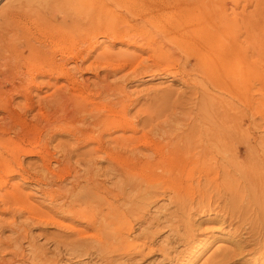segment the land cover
<instances>
[{"label": "rangeland", "instance_id": "374dc122", "mask_svg": "<svg viewBox=\"0 0 264 264\" xmlns=\"http://www.w3.org/2000/svg\"><path fill=\"white\" fill-rule=\"evenodd\" d=\"M0 9H2V11H0V34L2 33L3 29L7 32V34L5 35L6 41H0V59H2L0 60V168L3 169V167L5 166L4 164H6L7 162L9 166H12L13 168L17 167L16 165H19L23 170H25H21L13 174V176H11V178L9 179L11 180V182H9H14L12 184H19L22 196L26 197L30 194V202H32L37 207L39 206V209L44 207L40 210L45 212L46 215L48 213H51V209L49 210V208L51 207L52 203L61 202V195L69 188L70 183H72V181L69 182V180H74V177L72 178L71 175L75 171H78L77 173L75 172L74 176L76 175L77 180L79 179L78 182L80 183V185L82 182V191H84L86 185H91L92 182L97 184L98 182H100V189L102 187H104L105 189L107 188L106 190H110L112 193L114 192L113 194L117 196H112L113 199L109 198L112 201V206L114 204L116 205L117 201V204L120 205V194L118 195V193H120V185L122 183V177H120L121 174L118 172L120 166L117 164H112L114 166L113 168L112 165L106 164V160L103 161L102 158H98V154H100V152L97 154H91L92 156L90 154H85V156L83 155V152L86 151L89 146L91 148V144L93 145L92 147L98 145L101 148L103 146H100V144H107V150H109L110 147V150L113 151V153L111 152L112 154L118 153L119 148L114 146L115 144L113 142L110 143L109 140H107L106 142V139L109 137H115L119 132L121 133L119 127L121 128L125 124L130 123H133L135 125L137 122L136 120L141 121L143 118L149 119L150 117L151 121H148L146 127H142L140 126V124L137 126V136H142L145 132V135H148L151 138L154 137V139L157 138L158 134L156 133V130L150 131L149 128L151 127L150 125L153 126L158 122L162 126H166L170 122L169 124L172 125L174 131L175 129H177L176 131L181 130V128H183V124L182 122H180V119L184 117L189 119L192 117L188 114H192L194 111L192 107L194 102L192 103V99L196 101V98L192 91L200 89L201 86L200 84H198V82L202 84L207 83L205 85H209L208 88L211 89V91L210 89L209 91L213 92L212 94L214 96H219V98L218 96H216L215 101L220 102L221 100V102L223 103V111L221 113H225L228 116L230 122L233 121L232 119L237 121L243 119L244 125H246L245 127H248L250 126L249 124L251 122V119L255 116V121L257 122L258 126L257 131H259V133L260 131L264 132V0H0ZM191 14L199 15V19L206 20L210 23L211 27H208V29L210 32L218 34L221 51H223L225 54L227 67L224 69L225 72L219 75V80L215 81V86H213L209 79L205 77L203 70L198 65L199 55L197 54V51L202 49V43L197 38V34L193 31H190L191 34L189 35L191 40L195 41V46L194 48L193 46H191L190 49H187L184 47V45L181 46L182 44H180L178 41L168 37L172 34L171 32H173L174 25L171 24V26H169V21L163 23L164 21H167V19L171 22H174L173 19L176 18L174 28H177V26H180L181 28L183 22L182 19L186 16L190 17ZM181 16H183V18ZM147 18H151V20L157 19V24L164 25L159 28L154 27L155 25L153 26L148 21L146 22ZM159 21L163 22L160 23ZM148 28V32L150 33V35H153V37H155V40L153 42L157 46L156 48H158V50L160 48L162 49L160 57L155 54L157 52L156 49L153 50V52L148 48L145 49V36L141 34H143V30H147ZM167 29L168 31H172L168 32L166 31ZM114 32H122L119 33L121 35V38L133 43V46L126 45L125 42H122L120 39L116 38V35H113ZM168 33L171 34L168 35ZM156 41L158 42V44L156 43ZM105 48L107 52L112 51V55H107L106 52H101L104 51ZM3 50H5L6 53L3 52ZM71 51L76 56L72 54ZM100 52L104 54L102 55ZM113 54L116 56H114ZM122 54L123 56L126 55L125 59L121 57ZM138 61L140 62L138 63ZM59 63H63V66ZM107 63H109L110 67H108L107 65V67L103 66ZM121 63L123 64V68L122 66H120L122 65ZM58 66L60 68H63L60 69ZM128 69L130 70L128 71ZM61 70L64 71L62 72ZM107 70L110 72V75L108 74L109 72ZM192 70L193 72H191ZM105 71H107V74H105ZM58 72L61 75H57ZM227 74L230 76L229 80ZM33 76H35V79ZM196 79L199 80L197 81ZM205 79H207L208 82L207 80L205 81ZM105 81L106 84L108 83L107 86L105 84ZM81 82L82 84H80ZM102 85H104V88ZM81 86L84 88L83 90ZM79 87L85 94L84 96L89 97V99L88 97L86 98L87 101L86 103H84L87 106L89 104V106L87 107L82 104L83 109L75 110V108L78 109L81 107V104H79L81 100H78L81 96L75 93V91L79 89ZM110 87L111 89H113V92ZM241 87L242 89H240ZM108 88L111 92L108 91ZM101 89L103 91H106L105 93L108 94L106 95ZM116 90H118L119 92ZM66 93L67 95H65ZM109 93L111 94L109 95ZM73 96L78 97L77 100L79 102L76 100V97ZM106 96L108 97L105 98ZM95 98L97 101L95 100ZM190 98L192 101H189ZM223 98L226 101L223 102ZM92 101H95L93 102L94 105L92 104ZM225 102L226 104H224ZM29 103H31L32 106H30ZM77 103L79 104V106ZM104 103L106 104V106H104ZM76 104L78 108L77 106H75ZM90 104H92L93 106H91ZM98 106L100 108H98ZM127 106L130 107V109L127 108ZM190 107H192L191 110ZM124 108H126V112ZM107 109L109 110V112ZM115 110H117L118 113ZM242 111L245 112L242 113ZM88 112L90 117L88 115ZM239 112L242 115H237ZM124 113L127 114L126 116L128 118H125ZM185 113H188L187 116L185 115ZM104 114H106V116ZM244 115L246 116L245 119ZM251 115L253 117H250ZM91 117L95 118V120H93ZM79 118L81 119V121H79ZM100 118H102V120ZM119 118L120 121L118 120ZM123 118H125L127 121ZM128 119L131 120L129 121ZM98 121L100 123H98ZM116 123H119L120 125ZM96 124H98L99 127ZM69 125L73 128H70ZM82 126L87 127L82 128ZM78 129L80 130L78 131ZM83 129L85 130L83 131ZM249 129H246L247 133H252L254 131L253 127H250ZM91 130L95 132L91 133ZM117 130L120 131L117 132ZM73 132L75 134H73ZM148 132L150 134H148ZM109 133H111V135H109ZM141 133L143 134L141 135ZM76 134H78V137L74 139ZM92 134H94L93 136H95L96 138L93 137ZM81 136L85 140H83ZM106 136L109 137L106 138ZM88 137L92 138L91 141ZM102 139H105L106 144L105 142H102L104 141ZM165 139L167 138L162 139V141L166 142ZM72 140L75 141L76 144ZM80 141L81 143L83 142L81 144L82 146L79 145L80 143L78 144V142ZM89 141L90 143H88ZM77 144L79 148L81 147L80 149L77 148ZM112 144H114L113 148L112 146H110ZM23 147L24 149H27V153L25 152L26 149H22ZM71 147L72 154L70 152ZM20 148L22 149V151ZM114 148L118 150V152H115ZM243 148L244 147H241L240 150L242 153L244 152ZM68 149L70 150V153H67ZM18 150L23 153L19 152ZM73 150L77 152H75L74 155ZM78 152L81 154V156ZM103 154L104 153L99 156H103ZM136 154L138 155L139 153ZM140 155L141 154H139V156ZM45 156H49L50 158L46 157V159H48L46 160ZM77 156L79 160H76ZM88 157L90 158V161ZM13 158L14 161L10 160ZM172 159L167 160L170 162V160ZM80 160L83 161L81 162ZM78 161H80V163ZM168 161H164V163L161 162L157 165H152L149 167L143 166L140 168L138 165L134 164L125 165V167L127 166L126 171L132 173L130 177L132 178V176L134 175L137 176L135 180L138 181L136 182L137 184L139 183V187L131 191V195H134V192L137 193V191H139L140 189L145 188L147 186L149 178H152L157 180L158 182H161L162 186H169V184H172L170 186H178L176 188L180 191L181 194L183 193V195L185 194L189 196L190 194H192L195 198H197L198 195L204 192L205 195L204 193L203 195L206 198V201L208 199L211 200L212 198L214 200H212L213 203L217 202L216 197L222 189L218 184L219 179L216 178V172L213 164L208 165V163L206 162H201L198 163V165H195L192 162H184L183 165L180 160L178 162L177 160H173L174 162H176L174 163L173 161H171V165L173 166H170V163ZM41 162H43V164L45 162L48 166V170L45 173L46 176L44 172H39L36 169L38 164H42ZM94 163L95 165H97L98 169H93V167L95 166ZM175 164L178 167L181 166L179 167L180 172H177L178 168ZM87 165L89 167H87ZM40 166L41 165L37 167L38 170ZM107 166H109L108 170ZM153 166H158L159 168H154ZM32 167H34L35 170ZM89 168L90 170H88ZM49 169L53 170L50 171ZM90 171L95 174L94 177L93 174L90 173ZM140 171H142V174ZM21 172L24 174H22ZM205 172L208 174L210 172V175L206 174L209 177H206L205 175L203 176V178H201L200 174H203ZM141 176L144 177L143 180ZM88 179H90V181ZM83 182L87 184H84L83 186ZM77 188L78 189H75V191L78 192L81 188ZM46 189L47 196L45 197L44 192H46ZM40 190L43 191L41 192ZM37 195L39 197H37ZM41 196H43L44 198ZM51 199H53L54 202H52ZM43 200L46 205L43 204ZM113 200L115 201V203H113ZM104 202L105 201H103L99 205H96V203L93 202V204L96 206L92 205V203L89 202V205L87 204L88 206H82L83 208H85L84 210L86 212L89 211V213L92 214L93 217V214H97L96 212L98 210V207L100 208L101 205L103 211L109 209V206H107L108 204L106 205V203ZM166 202V199H161L156 203V206L165 204ZM122 207L120 205L118 210H121ZM0 208L2 207L0 206ZM153 208L155 207L151 206L149 211H152ZM46 209H48L49 211H47ZM90 210H92L93 213ZM134 213H131L130 219L132 220L129 221L131 224H133V227L137 225V223H133L132 221L138 216V213H136V211ZM21 214L22 213H20V215ZM213 214V212H207L204 213V215L194 214V226H196L197 231L203 230L209 226H214L211 223H200L203 220L202 218H213L215 216V214ZM4 215L8 218L5 221L0 219V242L7 241L10 242V245L3 247L4 249L0 248V257L3 253L5 256H11L15 255L13 250H15L16 253V251L20 252L24 249V257L28 256L26 258H29L31 255V249L29 248H31L32 245L28 246V244L35 242L32 244H35L34 246H38L42 250L43 247H45L44 250H46V254L50 257L51 253L56 250L59 262L58 264H93V262L99 264V261L97 260L94 253L88 252V254H81L78 251L73 250L70 245H59L60 249L58 248V246H55L52 239H54L55 234L62 233L64 231H59L53 225H51L50 222H41L40 224V222L37 223V221H26L23 215H15L16 218H14V222L12 221L13 224L11 223V226L10 222L8 223L11 218L10 214L5 213ZM23 219L24 221H22ZM19 220H21V222ZM4 222L6 226L4 225L3 227L2 224ZM18 222L21 223L20 225H24L28 229V231L27 229L24 231L22 230L26 233H22L19 231L20 228L17 227L19 225ZM32 222L33 224H31ZM15 225L17 226L15 227ZM24 226L23 229H25ZM137 227H134L136 232L139 230V227ZM86 231L87 233H94L95 230L86 229ZM19 232L20 235L18 234ZM166 233H160L158 237L155 238V243H159L158 238H163ZM215 234L218 236H225V234H222L220 232H215ZM14 235L18 237V243H20L21 245L10 241L11 238L13 239L16 237ZM24 235H26L27 237ZM72 236L73 235H71V237ZM23 237L27 238H25L26 241ZM28 240L30 241L29 243H27ZM219 244H224V246L222 245V248L227 245V243L225 245V243H221V241L212 242L210 244V247H208L204 251H200V253L197 255L198 257H195V255H193L195 258L191 256L192 260L195 259L194 261L191 260V264H206L205 258H207V256H210L211 252L216 249V246L220 247ZM173 245L176 247V251L183 250L182 248H184L181 243L179 245L173 243ZM54 246L58 250L54 249ZM50 250L51 252H48ZM6 251L8 254H5ZM28 251H30V254L28 253ZM58 251L60 253H58ZM59 254H61V256ZM14 257L18 258L20 256H18L17 254V256ZM247 257H249L250 259ZM253 257L254 255L251 254L244 255L242 257L243 259H239V261L237 260L236 262L231 264H251V262H253L255 258ZM158 258V254H152L151 256L146 257L144 260H142L139 264H154V262H157ZM253 264L256 263L253 262Z\"/></svg>", "mask_w": 264, "mask_h": 264}, {"label": "bare ground", "instance_id": "6f19581e", "mask_svg": "<svg viewBox=\"0 0 264 264\" xmlns=\"http://www.w3.org/2000/svg\"><path fill=\"white\" fill-rule=\"evenodd\" d=\"M0 11H2V9H0ZM191 16H192V18H191ZM191 16L190 17L186 16L184 18H183V16H181L183 18L182 19L183 22L181 21L182 22L181 28H180V26H177V28H174L176 18L173 19L174 22L173 21L171 22L168 19H167V21H164V22L161 21V22L166 23L169 21L168 22L169 26H171V24L174 25L173 26V32H171L172 34L168 33V35L171 34L168 37L178 41L180 44H182L181 46L184 45V47L187 49H190L191 46H193V48H194V46H195V41L191 40V38H190V35H189V34H191L190 31H193L197 34V38L202 43V45H201L202 49L201 50L198 49L199 51H197V54L199 55L198 65L203 70L205 77H207L209 79V81L213 84V86H215V84H214L215 81L219 80V75L224 73L225 72L224 69L227 67V61L225 58V54L223 51H221V47L219 45L220 40L218 38V34L212 33L208 29V27L209 28L211 27L210 23L207 22L206 20L199 19V15L191 14ZM151 18H147L146 22L148 21L151 25H153V26L155 25L154 27L159 28V27H162L164 25V24L163 25L157 24L156 21H158V20L157 19L151 20ZM8 27H10V26H8ZM148 30H149V28L147 30H143V34H141V35L145 36V42L143 41L146 45L145 49L148 48L152 52H153V50L156 49L157 52L155 54H157L158 57H160V55H161L160 53L162 52L161 51L162 49L160 48L158 50V48H156L157 46L153 42L155 40L154 39L155 37H153V35L151 36L150 33L148 32ZM161 30H163V29H161ZM166 31H168V29ZM170 31H172V30H170ZM170 31H168V32H170ZM140 32H142V31H140ZM193 32H192V34H193ZM115 33H117V32H114L113 35H116V38L120 39L122 42H125L126 45H132L133 46V43L128 42V40H126V39L123 40L121 38V35L119 33H122V32H118L117 34H115ZM125 33H127V32H125ZM6 34H7V32L3 29L2 33L0 34V41L1 42H3L5 40ZM142 39H144V38H142ZM10 40H12V39H10ZM16 41H18V40H16ZM157 41H156V43L158 44ZM7 42H9V41H7ZM133 42H136V41H133ZM39 43H41V42H39ZM97 44H98V42H97ZM3 52H5V50H3ZM101 52H106L107 55H109V54L112 55V53H111L112 51H110V52L108 51L109 52L108 53L106 51V48L104 51H101ZM71 53H72V51H71ZM72 54H74V53H72ZM128 55H130V54H128ZM114 56H116V55H114ZM125 56H123V54H122L121 57H123L125 59ZM127 58H128V56H127ZM0 60H2V59H0ZM139 62L140 61H138V63ZM62 64L63 63H61L60 65H62ZM106 65L108 67H110L109 63H107L103 66L105 67ZM118 66H119V64H118ZM120 66H122V68H123V64ZM193 66H194V64H193ZM104 67H102V68H104ZM146 67H145V69H146ZM190 67H192V66H190ZM61 68H63V67H61ZM60 69H58V70H60ZM130 69H132V68H130ZM130 69H128V71ZM107 71H105L106 72L105 74H107ZM154 71H155V69H154ZM187 71H190V70H187ZM248 71H251V70H248ZM191 72H193V70ZM59 74L60 73L58 72L57 75H59ZM108 74L110 75V72ZM198 75H196V76H198ZM106 76H108V75H106ZM33 77L35 79V76H33ZM229 77L230 76L228 75V80H229ZM206 80L207 79H205V81ZM207 82H208V80H207ZM188 83H190V82H188ZM249 83H251V82H249ZM80 84H82V82ZM105 84H106V81H105ZM107 84H106V86H107ZM198 84H200V86H201L200 89L198 88L199 90L196 89V90L192 91V93L195 95L196 101H194V99H192L193 100L192 101L191 98L189 100V101H192V103L194 102L192 105V107L194 109V111L192 110L193 113L192 114L187 113L188 115H191L192 117L189 119L186 117L180 119V122H182V124H183V128H181V125H180L181 130L178 129L179 131H176L177 129H175V131H174L172 125L169 124L170 122L166 126H162L158 122V123H155L153 126L150 125L151 127L149 128L150 131L156 130V133L159 135V136L157 135V138H155V139H154V137L151 138L148 135H145V132H144V134L141 133V135L142 134L143 135L142 136L139 135L140 136L139 137L136 134L138 132L137 126L140 124V126L146 127L148 124V121L149 120L151 121L150 117H149V119L143 118L141 121L136 120L137 122L135 125L133 123H130V124H125L121 128L119 127V129L121 130V133L119 132L120 130L119 131L117 130V132H119V133L116 134V136L114 134L115 137L106 136V138L109 137L107 139L105 138L106 142H107V140H109L110 143L113 142L115 144V145L114 144L110 145V146H112V148H113V145L116 146L117 148H119L118 149L119 152H118V150H116L114 148L115 152L117 151L118 153L112 154L113 151L110 150V147H109V150L106 149L107 144L105 142V139H102V140H104L102 142L103 143L105 142L106 145L100 144V146H103L102 148L99 147L98 145L95 147H92L93 145L91 144V148L89 146V148H87L86 151L83 152V155H85V154H87V155L88 154H90V155L91 154H97L100 152V154H98V158H102L103 161L106 160L107 161L106 164H108V165L109 164L110 165L117 164L120 166L119 171L118 170L117 171L121 174V176L119 174L118 175L120 177H122L121 178L122 181L120 180L122 182L120 185V193H118V195L120 194V197L118 196L120 198L119 204L121 205V207L123 206L121 210H118V208L120 206L117 204L118 201H117L116 205L114 204L112 206V201L110 200V199H113V197H117V196L115 194H113L114 192L112 193L110 190H106L107 188L105 189L104 187H102L100 189V187H99L100 182H98V184L92 182L91 185H86L87 183L85 184L83 182V186L85 184L86 187H85L84 191H82V182L80 185V183L78 182L79 179L77 180L76 175L74 176V174L76 172L75 171L71 175L72 178L74 177V180H69V182L72 181V183H70L69 188L66 191H64V193L62 195L60 193L61 202L52 203L51 207L49 208V210L51 209L50 210L51 213H48L46 215L45 212L40 210L44 207L39 209L38 208L39 206L37 207L32 202H30L31 201V199H30L31 197L29 196L30 194L26 197L22 196V192L20 191L19 184H17V183L12 184L14 182L10 183L11 180H9V179L11 178V176H13V174H15L21 170L22 171H25V170H23L21 168V166L16 165V163H15V165L17 167L13 168L12 166H9V164L6 162V164H4L5 166L3 167V169L0 168V171H1V174H0V206L2 207V208H0V219L5 221L8 218V217H5V215H4L6 213V214H10V216L12 218V219L10 218V220L8 221V223L10 222V224L11 223L13 224L14 218H16L15 215H19V216L23 215V217L26 221L27 220L28 221L29 220L37 221V223L40 222V224H41V222H50V224L53 225L59 231H64L62 233L56 232L57 234H55L54 239H52L55 246H58V248H59V245H62V246L70 245L71 248H73V250L78 251L81 254H88V252L94 253L97 260L99 261L98 262L99 264H139L142 260H144L146 257L151 256L152 254H158L159 255L157 262H154V264H191V260H192L191 256L195 255V257H196L200 253V251L206 250L208 247H210V244L214 241H221V243H225V245L227 243L228 247L226 245L224 248H222L224 246V244H219L220 247L216 246V249L211 252L210 256H207V258H205L206 264H231V263L236 262L237 260L239 261V259H243L242 257L244 255H249V254L254 255L255 258L253 257L254 258L253 262H255L256 264H264V132L260 131V133H259V131H257L258 130L257 122L255 121V116L253 117L252 115L250 117H253V118L251 119L250 124L248 122V124L250 125V126L247 125L248 127H245L246 125H244L243 119L238 120V121L232 119L233 121L230 122L228 119V116L225 113H221L223 111V103L221 102V100H220V102L215 101L216 96H218V95L214 96L212 94L213 92H210L211 89L208 88L209 85H205L207 83L202 84V83L198 82ZM113 85H112V87H113ZM102 86L104 88V85H102ZM210 86H212V85H210ZM83 89L84 88L82 87V90ZM110 89H111V87H110ZM209 89H210V91H209ZM213 89H214V87H213ZM240 89H242V87ZM82 90L79 87V89H77L75 91L76 94L81 96L78 99L79 101L81 100V102H79L77 100L78 97L73 96V97H76V100L79 102V104H81L80 105L81 107H82V104L86 103V101H87L86 98L88 97V96L87 97L84 96L85 94L83 93ZM111 90L113 92V89H111ZM102 91H99V92H102ZM108 91H110L109 88H108ZM116 91H118V90H116ZM103 92L105 93L106 91H103ZM15 93H12V94H15ZM110 94L111 93H109V95ZM65 95H67V93ZM69 95H70V93H69ZM108 96H106L105 98H107ZM8 97H10V96H8ZM218 98H219V96H218ZM88 99H89V97H88ZM253 99H255V98H253ZM95 100H96V98H95ZM101 101H102V99H101ZM224 101H226V100H224V98H223V102ZM93 102H95V101H92V104H93ZM98 102H100V101H98ZM29 104H30V106H32L31 103H29ZM77 104L75 106H77ZM79 104H78V106H79ZM92 104H90V105L93 106L94 104L93 105ZM224 104H226V102ZM36 105H37V103H36ZM129 105H130V103H129ZM132 105H131V107H132ZM78 106H77V108H78ZM85 106H87V105H85ZM88 106H89V104H88ZM104 106H106L105 103H104ZM128 106H127V108L130 109V107H128ZM26 107H27V105H26ZM63 107H64V105H63ZM81 107L78 109L75 108V110L83 109V107L82 108ZM123 107H125V106H123ZM192 107H190V110ZM98 108H100V107L98 106ZM102 108H106V107H102ZM108 109H110V108H108ZM125 109L126 108H124V110ZM185 109H188V108H185ZM101 110H104V109H101ZM115 111L117 112V110H115ZM108 112H109V110H108ZM125 112H126V110H125ZM240 112L238 114L237 113L236 114L239 115V114H241ZM244 112L245 111H242V113H244ZM96 113H98V112H96ZM113 113H115V112H113ZM106 114H104V115L106 116ZM187 114L185 113L186 116H187ZM88 115H89V112H88ZM101 115H103V114H101ZM116 115H118V114H116ZM124 115H125V118H128L126 116L127 115L126 113H124ZM76 117H78V116H76ZM89 117H90V115H89ZM125 118H123V119H125ZM241 118H243V117H241ZM245 118H246V116L244 115V119ZM92 119L95 120V118H92ZM100 119L102 120V118H100ZM118 120L120 121V118ZM128 120L130 121L131 119H128ZM79 121H81V119ZM121 121H122V119H121ZM129 121H128V123H129ZM157 121H159V120H157ZM165 121H166V119H165ZM89 123H88V125H89ZM98 123H100V122L98 121ZM119 123H116V124H119ZM122 123H123V121H122ZM86 124H87V122H86ZM96 125L99 127L98 124H96ZM102 125H104V124H102ZM61 126H62V124H61ZM65 126H67V125H65ZM86 127L82 126V128H86ZM92 127H91V129H92ZM100 127H101V125H100ZM250 127H253L254 131L252 133H247L246 129L247 128L249 129ZM70 128H73V127L70 126ZM138 129H140V128H138ZM60 130H61V128H60ZM79 130L80 129H78V131ZM84 130L85 129H83V131ZM101 130H103V129H101ZM92 132L94 133L95 131L91 130V133ZM149 132H148V134H150ZM77 133H79V132H77ZM73 134H75V133L73 132ZM104 134H102V135H104ZM76 135H75L74 139H76V137H78V134H76ZM93 135L94 134H92V136ZM109 135H111V133H109ZM117 135H119V136H117ZM151 135H153V134H151ZM93 137H95V136H93ZM79 138H80V136H79ZM88 138H90V137H88ZM164 138H167V139H165L166 142L162 141V139H164ZM91 139L92 138H90V141H91ZM83 140H85V139L83 138ZM90 141L88 143H90ZM99 141H101V140H99ZM73 142L76 144L75 141H73ZM109 142H108V144H109ZM82 143H81V141L78 142V144L80 146H82L81 145ZM73 144H72V147H73ZM78 144H77V146H78ZM97 144H98V141H97ZM241 144H243V145H241ZM72 147L70 149L71 151L68 149L67 153L71 152V154H72ZM74 147H75V145H74ZM241 147H244L243 153L240 151ZM77 148H79V146ZM22 149L25 150L26 148L24 149V147H23ZM22 149H21V151H22ZM73 149H76V148H73ZM21 151H19V152H21ZM26 151H27V149L25 150V152ZM75 152L76 151L73 152V155ZM21 153H23V152H21ZM102 153H104L103 156H99ZM136 153H139L141 155L139 156V154L137 155ZM43 154H45V153H43ZM17 155H18V152H17ZM76 155H78V154H76ZM49 156H45V159H46V157H48V158L51 157V156L50 157ZM80 156H81V154H80ZM85 156H83V157H85ZM41 157H42V155H41ZM142 157H145V158H142ZM16 159H17V156H16ZM77 159H78V156H77L76 160ZM81 159H83V158H81ZM88 159L90 161L89 157H88ZM167 159H172V160H170V162H169ZM10 160L14 161V158L10 159ZM42 160H43V158H42ZM46 160H48V159H46ZM51 160H52V158H51ZM173 160H177V162L180 160L182 164L184 162L185 163L192 162L195 165H198V163H201V162H206V163H208V165L213 164L214 168H215V172H216V178L219 179L218 184L222 189L216 197L217 202L213 203L214 200L212 198H211V200L208 199L206 201V198L204 197L205 193L202 191H201L202 194L198 195L197 198H195L192 194H190L189 196H187L185 194L183 195V193L181 194L180 191L176 188L178 186H176V185L170 186L172 184H169V186L168 185L162 186L161 182H158L157 180L152 179V178H149V181H148L147 186L145 188L140 189L139 191H137V193L134 192V195H131V191H133L137 187H139V183L137 184L136 182H138V181L135 180L137 178V176L134 175V176H132V178L130 177L132 173H130L129 171H126L127 166L125 167V165L134 164V165H138L140 168L143 166L149 167L152 165H157L161 162L164 163V161H168L170 163V166H173V165H171L172 164L171 161H173ZM80 161H78V162L80 163ZM96 161H97V159H96ZM15 162H16V160H15ZM87 162H88V160H87ZM41 163L42 164H38V166L41 165L39 167V170L37 168L38 166L37 167L35 166V167H36L37 171H39V172L42 171L45 174L46 171L48 170V166L45 162H44V164H43V162H41ZM169 163H167V164H169ZM10 164H11V162H10ZM89 165H90V163H89ZM94 165H95V163H94ZM79 166H80V164H79ZM95 166L93 167V169L94 168L98 169L97 165H95ZM0 167H1V165H0ZM30 167H31V165H30ZM87 167H89V166L87 165ZM107 167H108L107 168V170H108L109 166H107ZM157 167L158 166H156L154 168H157ZM179 167H181V166H179ZM179 167L177 166V168H178L177 172H180ZM32 168H34V167H32ZM49 168H50V166H49ZM113 168H114V166H113ZM34 170H35V168H34ZM51 170H53V169H51ZM88 170H90V168ZM180 170H181V168H180ZM95 171H97V170H95ZM140 172L142 174V171H140ZM210 172H209V174L206 172L203 174H200V177L203 178V176H205L206 174L210 175ZM69 173H70V171H69ZM90 173H92V172L90 171ZM22 174H24V173H22ZM94 175L95 174H93V177H94ZM208 175H206V177ZM45 176H46V174H45ZM141 177L143 180L144 177L143 176H141ZM78 178H79V176H78ZM82 178H83V176H82ZM92 179H91V181H92ZM198 179H199V177H198ZM34 180H35V178H34ZM88 180L90 181V179H88ZM138 180H139V178H138ZM48 183H50V182H48ZM119 183H118V185H119ZM143 184H146V183H143ZM77 187L81 188L78 192L75 191V189L76 190L78 189ZM217 188H218V186H217ZM47 189H46V192H44L45 197L47 196L46 195ZM40 191L42 192L43 190H40ZM203 193H204V195H203ZM48 196H49V193H48ZM37 197H39V196L37 195ZM41 197H43V196H41ZM161 199H166L167 202L165 204H160V205L156 206V203L158 201H160ZM51 200H52V202H54L53 199H51ZM51 200H49V201H51ZM101 201L102 202L105 201L104 203H106V205L108 204L107 206H109L110 210L108 209V210L103 211L101 208L102 207V205H101L100 208L98 207L97 212L95 211L97 214L94 215L95 214L94 213L93 217H92V214H90L89 211L86 212L84 210L85 208H83V206H82V205H87V204L89 205V202H91L92 205H94L93 202H95L96 205H99L100 203H102ZM211 201L213 204L211 203ZM43 202H44V200H43ZM113 203H115V201ZM41 204H42V202H41ZM43 204H45V202ZM96 205H94V206H96ZM151 206H154L155 208H153L152 211H149ZM46 210L49 211L48 209H46ZM95 210H96V208H95ZM90 211H92V210H90ZM135 211H136V213H138V216L135 219L134 215H133L134 220L132 222L137 223V225L139 227V230L137 232L134 228L135 226L137 227V225H135L133 227V224H131L129 222L132 220V219H130L131 213H134ZM207 212H213L215 214V216L213 218H209V219L202 218L203 220L200 223H211L214 226H209L203 230L197 231L196 226H194L195 225L194 224V218H193L194 214L204 215V213H207ZM20 213H22V214L20 215ZM92 213H93V211H92ZM129 215H130V217H129ZM24 219L22 221H24ZM19 221L21 222V220H19ZM34 223H36V222H34ZM12 224H11V226H12ZM20 224L21 223H19V225L17 224L18 226L15 225V227L17 226L20 229L22 228L21 230L19 229V231L22 233H26L23 231L26 230L27 228L23 225L25 227V229H23V226ZM24 224H27V223H24ZM31 224H33V222ZM2 225L4 227L5 222ZM30 226H32V225H30ZM226 227H227V229H226ZM86 229H88V230L92 229L95 231H94V233H87ZM14 230H15V228H14ZM27 231H28V229H27ZM20 232L18 233L19 235H20ZM215 232H220L222 234H225V236H218L215 234ZM160 233H166V234L163 236V238H158L159 243H155V238H157ZM16 235H14V236H16ZM71 235H73V236L71 237ZM24 236H26V235H24ZM28 236H29V234H28ZM25 238H24V240H25ZM10 241H12L13 243L20 244V243H18V237L17 236L13 239L11 238ZM19 242H20V240H19ZM29 242L30 241L28 240L27 243H29ZM32 243H35V242H32ZM32 243L28 244V246L32 245V247L29 248V249H31V255L29 258H26L28 256L24 257V253H23L24 249L21 250L20 252L16 251V253H15V250H13L15 255L5 256L4 253L1 254L0 264H58L59 263L58 258H57V254H56V250H54L51 253V257H50L49 255L46 254L47 252H46V250H44L45 247H43V250H42L40 247L34 246L35 244H32ZM173 243L178 244V245L181 243L184 246V248H182L180 246L183 250H177L176 251V247L173 245ZM8 245H10V242H7V241L6 242H0V248L6 247ZM20 248H22V247H20ZM16 249H18V248H16ZM54 249H57V248L55 247ZM62 249H63V247H62ZM59 251H58V253H60ZM29 252L30 251H28V253ZM48 252H51V250ZM5 254H8L7 251L5 252ZM17 254L20 257H18V258L14 257V256H17ZM59 255L61 256V254H59ZM247 258H249V257H247ZM60 260H61V258H60ZM194 260H192V261H194ZM253 262H251V264H253ZM93 264H96V263L93 262ZM202 264H204V263H202Z\"/></svg>", "mask_w": 264, "mask_h": 264}]
</instances>
